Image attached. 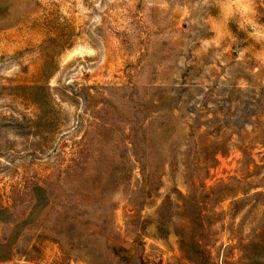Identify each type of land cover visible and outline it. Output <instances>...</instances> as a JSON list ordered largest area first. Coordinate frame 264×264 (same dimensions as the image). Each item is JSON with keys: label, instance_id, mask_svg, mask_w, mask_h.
<instances>
[{"label": "rangeland", "instance_id": "rangeland-1", "mask_svg": "<svg viewBox=\"0 0 264 264\" xmlns=\"http://www.w3.org/2000/svg\"><path fill=\"white\" fill-rule=\"evenodd\" d=\"M264 264V0H0V264Z\"/></svg>", "mask_w": 264, "mask_h": 264}, {"label": "water", "instance_id": "water-1", "mask_svg": "<svg viewBox=\"0 0 264 264\" xmlns=\"http://www.w3.org/2000/svg\"><path fill=\"white\" fill-rule=\"evenodd\" d=\"M161 262L162 261H160V264H161ZM139 263L140 264H157L156 262H154V260H152V259H150V258H148V259H146V258H144V257H140L139 258Z\"/></svg>", "mask_w": 264, "mask_h": 264}]
</instances>
